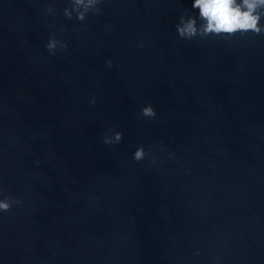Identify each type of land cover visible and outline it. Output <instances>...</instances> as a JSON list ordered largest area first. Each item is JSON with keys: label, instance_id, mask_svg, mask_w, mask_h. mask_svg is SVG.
I'll return each mask as SVG.
<instances>
[{"label": "water", "instance_id": "95a60500", "mask_svg": "<svg viewBox=\"0 0 264 264\" xmlns=\"http://www.w3.org/2000/svg\"><path fill=\"white\" fill-rule=\"evenodd\" d=\"M192 3L0 0V264H264V35L183 39Z\"/></svg>", "mask_w": 264, "mask_h": 264}, {"label": "clouds", "instance_id": "9594fccd", "mask_svg": "<svg viewBox=\"0 0 264 264\" xmlns=\"http://www.w3.org/2000/svg\"><path fill=\"white\" fill-rule=\"evenodd\" d=\"M70 3L71 7H66L63 10L64 16L71 20L75 14L77 20L84 21L89 12L101 13L100 5L104 3V0H70ZM191 7L193 10H198V15L187 14L186 10L184 14L180 15L179 21L175 25L178 35L183 39L191 41L197 37L200 39L213 37L227 40L250 34L264 35V0H193ZM47 12H54V8L49 7ZM67 47V42L57 38L54 33L46 44L51 55H56L58 50L64 51ZM107 63L111 67V60ZM91 103H95L94 98ZM140 115L154 118L156 112L151 105H147L142 108ZM122 137V132L114 131L112 135L106 134L103 137V142L105 145H114L119 143ZM145 155V149L141 145L134 152L133 158L140 161L144 159ZM0 195H2V189H0ZM19 203L18 198H0V212H8L14 204Z\"/></svg>", "mask_w": 264, "mask_h": 264}]
</instances>
